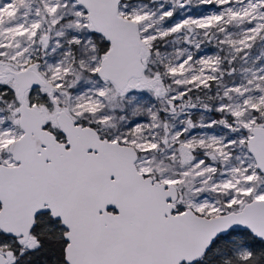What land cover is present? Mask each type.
Instances as JSON below:
<instances>
[{
    "label": "snow or ice",
    "instance_id": "1",
    "mask_svg": "<svg viewBox=\"0 0 264 264\" xmlns=\"http://www.w3.org/2000/svg\"><path fill=\"white\" fill-rule=\"evenodd\" d=\"M0 264H264V0H0Z\"/></svg>",
    "mask_w": 264,
    "mask_h": 264
}]
</instances>
